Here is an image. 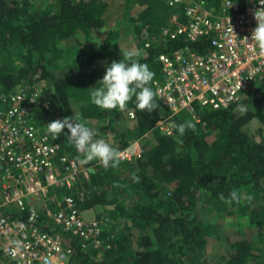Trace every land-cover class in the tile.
<instances>
[{
  "label": "trees",
  "instance_id": "16d2710c",
  "mask_svg": "<svg viewBox=\"0 0 264 264\" xmlns=\"http://www.w3.org/2000/svg\"><path fill=\"white\" fill-rule=\"evenodd\" d=\"M205 1L216 5L220 0ZM33 2L0 0L3 92L8 94L24 83L38 88L34 119L41 134L49 122L69 117L105 123L115 132L119 151L130 147L131 140L149 136L139 158L119 159L115 167L101 164L100 170L92 172L93 189L81 205L83 209L113 205L119 214L131 218L130 229L114 232L111 248L100 254L82 251L73 244L76 248L69 264H209L204 252L213 233V224L207 223L211 215L219 207L244 208L248 219L256 217L260 207L264 209V72L228 107L212 110L197 106V121L186 113L171 115L157 96L159 107L152 112L137 109L135 97L124 109H103L91 102L89 87L102 78L105 65L118 59L102 51L85 52L83 46L105 28L107 0H48L35 7ZM166 2L141 0L144 8L138 18L128 20L131 34L141 40L144 50L125 60L149 65L155 73L149 84L153 89L154 81L160 79L157 56L188 44L180 37L159 40L172 13ZM144 32L153 37L149 48L143 44ZM188 46L198 53L208 50L206 41ZM13 52L20 63L7 59ZM238 102L244 111L237 108ZM161 120L168 122L171 135L158 129ZM189 120L195 127L181 136L174 124ZM256 121L261 125L258 133L251 131ZM67 135V128L57 137L47 134L51 142L64 145L69 157L81 160L82 153ZM133 176L139 180L134 181ZM232 190L239 194V202L225 199ZM17 214L26 218L24 211ZM261 214L264 222V210ZM246 223L243 226L252 221ZM225 242L220 264H264L259 240L249 241L241 235Z\"/></svg>",
  "mask_w": 264,
  "mask_h": 264
},
{
  "label": "built area",
  "instance_id": "2783aa9c",
  "mask_svg": "<svg viewBox=\"0 0 264 264\" xmlns=\"http://www.w3.org/2000/svg\"><path fill=\"white\" fill-rule=\"evenodd\" d=\"M166 5L172 13L159 40L206 41L208 50L198 53L187 44L159 54L154 91L171 115L186 113L197 121V106L228 107L264 72V51L250 44L257 23L254 11L264 5L256 0H220L216 5L167 0ZM142 40L149 48L153 37L144 32ZM39 94L32 85L8 94L0 86V264H69L76 247L100 254L112 246L110 220L85 219L81 199L70 193L80 179L90 182L93 171L39 132L34 119ZM157 127L165 135L172 133L165 120ZM137 142L120 150L119 159L139 158Z\"/></svg>",
  "mask_w": 264,
  "mask_h": 264
},
{
  "label": "rangeland",
  "instance_id": "374dc122",
  "mask_svg": "<svg viewBox=\"0 0 264 264\" xmlns=\"http://www.w3.org/2000/svg\"><path fill=\"white\" fill-rule=\"evenodd\" d=\"M48 0H34L33 6L35 5H45ZM141 0H107L108 9L104 16L105 28L101 32L94 33L93 39L83 46L85 52L90 51H102L108 56L114 58L126 59L128 57H136L143 53V48L140 45V39L135 40L134 35L131 34L129 26L131 22L128 20H135L138 18V15L141 13L144 8L141 3ZM249 0H241L245 3ZM132 18V19H130ZM15 55H14V54ZM10 54V58H7L13 64L20 63V59L15 52ZM124 54V55H123ZM34 80V79H33ZM35 81V80H34ZM159 80H155L154 84ZM40 84V83H38ZM25 85H19V87ZM128 127L132 126L131 119L127 118ZM86 122L87 126L94 129L96 135L93 139L103 138L106 142L111 144L117 149V142L114 141L115 132L111 131L105 123H100L93 119L81 120ZM261 125L256 121L251 125V131L254 133L260 132ZM44 134H50L48 128H44ZM264 133V131H262ZM149 136L145 135L142 138L137 139L138 145L145 146V143L148 141ZM131 143H134L136 140H131ZM137 146V145H136ZM63 154L67 155V150L62 146ZM82 153V152H81ZM68 156V155H67ZM74 156V155H73ZM83 156V153L80 155ZM75 159L80 165L81 160L79 157H71ZM100 161L98 159L89 162L87 167H93L94 170L101 167ZM93 185L91 182L84 181L80 179L70 191L71 194H74L77 198L81 199L80 210L82 215H84L88 220L90 219H100L108 218L111 222V229L113 233L119 234L126 229H130L131 218L119 214L117 209L113 205L107 206H96L90 209L81 208L82 203L89 197ZM242 205V204H241ZM203 207H210L203 204ZM243 207V206H242ZM263 207H260L257 211L256 217L246 219V209L242 208L241 211L231 209V208H222L219 207L214 214L211 215L210 219L207 220V223H212L213 233H217L219 239H216V235L213 236V233L207 239L206 250L204 252L205 257L209 264H220L222 257L226 251V240L229 238H235L236 236L244 235L249 241L257 239L260 245L264 248V222L262 221V211ZM243 213L241 214V212ZM252 221V224L249 226L246 222ZM243 226V227H242ZM238 234V235H237ZM135 239V238H132ZM96 256L94 259H97Z\"/></svg>",
  "mask_w": 264,
  "mask_h": 264
},
{
  "label": "clouds",
  "instance_id": "9594fccd",
  "mask_svg": "<svg viewBox=\"0 0 264 264\" xmlns=\"http://www.w3.org/2000/svg\"><path fill=\"white\" fill-rule=\"evenodd\" d=\"M256 3L264 5V0H256ZM254 18L257 23L251 32L250 44H254L264 51V8H257L254 11ZM245 39L248 40V38ZM154 75L155 73L149 65L141 63L139 60L133 59L130 62L124 58L113 60L110 64L105 65L104 74L96 86L89 87L91 102L103 109H124L127 103L135 97L134 102L137 109H146L152 112L159 107L155 99L157 92L149 86ZM237 108L244 111V105L239 102ZM46 126L54 137L61 134L65 128L68 129L67 139L74 144L78 152L83 153L81 164H89L96 159L105 167L109 165L115 167L119 164L120 151L103 138L93 139L96 132L88 127L86 122L64 117L60 120H53ZM174 126L181 136L186 129L195 127L191 120L174 124ZM88 171L92 172L94 169L89 167ZM133 180L137 181L139 177L133 176ZM225 199L229 203L233 200L239 202L240 196L237 191L232 190Z\"/></svg>",
  "mask_w": 264,
  "mask_h": 264
},
{
  "label": "crops",
  "instance_id": "0c3cea01",
  "mask_svg": "<svg viewBox=\"0 0 264 264\" xmlns=\"http://www.w3.org/2000/svg\"><path fill=\"white\" fill-rule=\"evenodd\" d=\"M176 10L180 12V9H176ZM83 217H84L85 219H87L84 215H83Z\"/></svg>",
  "mask_w": 264,
  "mask_h": 264
}]
</instances>
